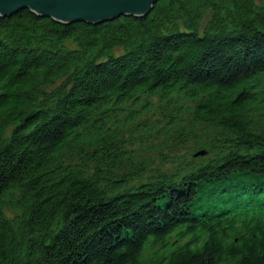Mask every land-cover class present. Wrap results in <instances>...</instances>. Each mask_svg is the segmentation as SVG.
<instances>
[{
	"label": "trees",
	"instance_id": "trees-1",
	"mask_svg": "<svg viewBox=\"0 0 264 264\" xmlns=\"http://www.w3.org/2000/svg\"><path fill=\"white\" fill-rule=\"evenodd\" d=\"M260 1L0 16V264H264ZM158 121L186 154L127 148Z\"/></svg>",
	"mask_w": 264,
	"mask_h": 264
},
{
	"label": "water",
	"instance_id": "water-1",
	"mask_svg": "<svg viewBox=\"0 0 264 264\" xmlns=\"http://www.w3.org/2000/svg\"><path fill=\"white\" fill-rule=\"evenodd\" d=\"M158 0H0V16L23 9L56 21L101 23L121 16H145ZM199 152L197 155H202Z\"/></svg>",
	"mask_w": 264,
	"mask_h": 264
},
{
	"label": "rangeland",
	"instance_id": "rangeland-1",
	"mask_svg": "<svg viewBox=\"0 0 264 264\" xmlns=\"http://www.w3.org/2000/svg\"><path fill=\"white\" fill-rule=\"evenodd\" d=\"M260 2H263V0H261ZM180 25H182V22H179ZM52 88L51 86L48 87L47 89H50ZM160 113L161 111L159 110H156L155 113H154V116H153V120H155V118H157L158 116H160ZM151 117V115H150ZM158 120V118H157ZM133 125H129L127 126L125 129H123V136L122 138L124 139H127L129 141V144L127 146V148H129V145L132 147V148H140L142 149L143 146L141 144V137L143 135H146V134H149L148 136V139L147 138H144L147 143L145 144V146H153L154 148H157L158 145L162 144L164 146V150L163 152L164 153H168L169 152V155H177V156H182L184 154H186V147L189 145L188 144H184V145H180L179 147H177L176 149H174V143L172 141V139L177 136V135H181L183 132L180 131L178 129V126H175L174 128H167L168 126L161 122H150L148 123V125L145 127L146 128H149L147 131L146 130H134L133 128H136L135 126L132 128L133 131L129 132L131 128L129 127H132ZM184 126V125H182ZM172 129V131H171ZM171 131V132H170ZM163 132L165 134H167V136L165 137H160L161 134H163ZM196 133H199V130H195ZM191 149H194L196 148V144H194L193 141H191ZM157 153V152H155ZM141 156H148L150 155L148 152H143L141 150ZM72 161V160H70ZM156 164V163H155ZM154 167H162V164L160 162H157V165H153L152 168ZM138 181H135L134 183H137ZM133 184V183H131ZM5 211H6V214L7 216L13 218L15 217L20 211L13 206V204H8L5 208Z\"/></svg>",
	"mask_w": 264,
	"mask_h": 264
},
{
	"label": "bare ground",
	"instance_id": "bare-ground-1",
	"mask_svg": "<svg viewBox=\"0 0 264 264\" xmlns=\"http://www.w3.org/2000/svg\"><path fill=\"white\" fill-rule=\"evenodd\" d=\"M147 15V14H146ZM141 17V16H140ZM119 18V17H118ZM117 19V18H116ZM124 48L123 47H118V48H115L114 50H113V54H116V55H118V54H121V53H123V50ZM129 108V107H128ZM124 114H125V116H130V115H133V113H131L130 111H129V109H127L125 112H124ZM121 116L123 115V114H120ZM114 116V115H113ZM116 116H118L117 114H116ZM119 117V116H118ZM142 144V143H141ZM135 151H138V152H140L141 153V149L140 148H137ZM143 175H142V181L144 180V179H146V178H149V173H142ZM228 194H230L229 192H226V195H228ZM220 197H224V194L222 193V194H220L219 195ZM221 203H223V202H221Z\"/></svg>",
	"mask_w": 264,
	"mask_h": 264
}]
</instances>
